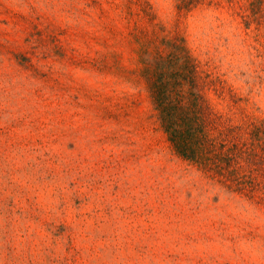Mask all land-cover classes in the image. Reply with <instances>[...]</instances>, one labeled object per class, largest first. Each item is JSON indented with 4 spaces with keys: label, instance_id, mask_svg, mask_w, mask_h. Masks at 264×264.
Masks as SVG:
<instances>
[{
    "label": "rangeland",
    "instance_id": "1",
    "mask_svg": "<svg viewBox=\"0 0 264 264\" xmlns=\"http://www.w3.org/2000/svg\"><path fill=\"white\" fill-rule=\"evenodd\" d=\"M181 54L233 180L162 123ZM0 264H264V0H0Z\"/></svg>",
    "mask_w": 264,
    "mask_h": 264
},
{
    "label": "trees",
    "instance_id": "2",
    "mask_svg": "<svg viewBox=\"0 0 264 264\" xmlns=\"http://www.w3.org/2000/svg\"><path fill=\"white\" fill-rule=\"evenodd\" d=\"M179 76L161 70L153 82V92L162 123L175 150L202 168L235 179L241 165L244 145L235 133L237 126L223 125L197 88L195 70L187 54ZM163 64V62H160ZM173 77V78H171ZM188 80L191 89L181 85ZM199 87V86H198Z\"/></svg>",
    "mask_w": 264,
    "mask_h": 264
}]
</instances>
